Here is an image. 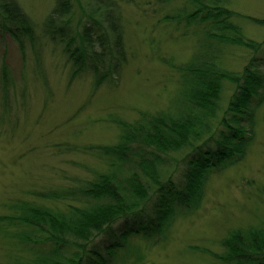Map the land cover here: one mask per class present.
Here are the masks:
<instances>
[{"label":"trees","instance_id":"obj_1","mask_svg":"<svg viewBox=\"0 0 264 264\" xmlns=\"http://www.w3.org/2000/svg\"><path fill=\"white\" fill-rule=\"evenodd\" d=\"M81 1L85 21L79 46L70 48L76 36L64 30L72 0H54L41 32L55 33L58 42L66 43L70 82L87 73L97 89L117 80L132 54L124 46L118 1ZM154 1L159 6L154 11L161 14L156 24L165 27V34L182 25V33L170 41L191 45L183 60L155 48L171 70V87L157 95L166 104L112 118L114 143L67 147L96 159L79 167L82 175L65 173L64 186L30 189L8 203L0 215L6 244L0 264H153L150 251L170 240L180 213L200 207L210 177L242 162L254 145L264 126V36L258 41L250 32L264 29V19L240 14L231 8L233 0H183L182 8H175L176 0ZM248 22L253 25L247 29ZM34 25L19 0H0V32L22 53L25 42L36 41ZM235 49L252 56L236 66ZM225 82L234 91L222 109ZM21 83L11 80L7 67L1 69L4 108L10 97L24 98L27 87ZM81 132L74 131L75 136ZM255 216L253 223L227 230L217 254L193 245L185 249L200 250L215 264H264V215Z\"/></svg>","mask_w":264,"mask_h":264},{"label":"rangeland","instance_id":"obj_2","mask_svg":"<svg viewBox=\"0 0 264 264\" xmlns=\"http://www.w3.org/2000/svg\"><path fill=\"white\" fill-rule=\"evenodd\" d=\"M72 1L70 21L64 26L66 35L76 36L71 49L81 44L78 36L85 21L80 7L83 2ZM114 1L121 5L125 19L124 46L132 55L123 63L120 75L115 76L117 80L112 83L109 79L110 83L103 82L97 89L89 83L87 73L84 78L70 82L72 63L66 43L58 42L55 33L41 32L54 0H19L33 19L36 35L34 46L25 42L23 53L17 42L0 32V72L7 67L11 80L22 81L21 86L27 87L24 98L10 97L9 108L0 103V215L7 212L8 203L26 191L62 187L68 181L63 178L65 173L80 176L83 171L79 167L92 165L96 160L72 153L67 147L112 144L117 135L112 118L132 115L136 108L152 109L166 104L157 95L171 87V70L158 60V55L175 56L178 60L190 55L191 45L170 41L172 36L182 33V25L175 24L165 34V27L156 24L161 14L154 11L159 8L154 0ZM176 2L179 5L175 4V8H182L183 0ZM231 8L244 16L264 19V0H233ZM252 25L249 23L246 28ZM250 33L261 41L264 29L252 27ZM234 51L236 66L252 56L243 49ZM233 91L234 85L225 82L222 109ZM80 129V136H75L74 131ZM259 185L264 186V126L259 127L256 141L242 162L210 177L200 207L183 216L180 213L170 240L152 248L150 261L153 264H215L200 250L219 253L217 243L227 230L253 223L255 214L264 215V190L260 192ZM191 245L199 246L200 250L185 249ZM5 248L0 236V262L4 260Z\"/></svg>","mask_w":264,"mask_h":264}]
</instances>
